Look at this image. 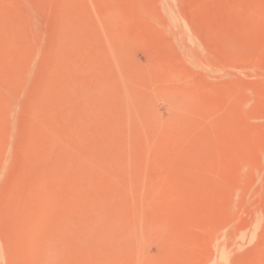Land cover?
Instances as JSON below:
<instances>
[{"label": "rangeland", "instance_id": "obj_1", "mask_svg": "<svg viewBox=\"0 0 264 264\" xmlns=\"http://www.w3.org/2000/svg\"><path fill=\"white\" fill-rule=\"evenodd\" d=\"M0 264H264V0H0Z\"/></svg>", "mask_w": 264, "mask_h": 264}, {"label": "bare ground", "instance_id": "obj_2", "mask_svg": "<svg viewBox=\"0 0 264 264\" xmlns=\"http://www.w3.org/2000/svg\"><path fill=\"white\" fill-rule=\"evenodd\" d=\"M3 252V251H2ZM222 257V256H221Z\"/></svg>", "mask_w": 264, "mask_h": 264}]
</instances>
